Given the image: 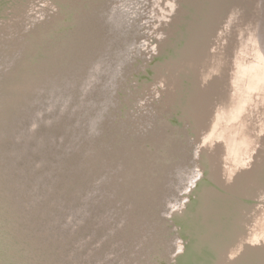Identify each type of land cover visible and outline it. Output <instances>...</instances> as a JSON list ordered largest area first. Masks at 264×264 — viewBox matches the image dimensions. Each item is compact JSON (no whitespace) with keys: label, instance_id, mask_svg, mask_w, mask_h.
<instances>
[{"label":"rangeland","instance_id":"374dc122","mask_svg":"<svg viewBox=\"0 0 264 264\" xmlns=\"http://www.w3.org/2000/svg\"><path fill=\"white\" fill-rule=\"evenodd\" d=\"M155 1L0 0V264H177L207 169L142 87L176 16Z\"/></svg>","mask_w":264,"mask_h":264},{"label":"bare ground","instance_id":"6f19581e","mask_svg":"<svg viewBox=\"0 0 264 264\" xmlns=\"http://www.w3.org/2000/svg\"><path fill=\"white\" fill-rule=\"evenodd\" d=\"M162 4L176 16L165 15L142 87L165 86L164 108L199 136L207 169L175 216L176 263L264 264V0H157L149 11Z\"/></svg>","mask_w":264,"mask_h":264}]
</instances>
